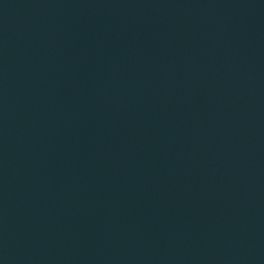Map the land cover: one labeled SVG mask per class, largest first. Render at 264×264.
<instances>
[{
  "label": "water",
  "instance_id": "obj_1",
  "mask_svg": "<svg viewBox=\"0 0 264 264\" xmlns=\"http://www.w3.org/2000/svg\"><path fill=\"white\" fill-rule=\"evenodd\" d=\"M0 264H264V0H0Z\"/></svg>",
  "mask_w": 264,
  "mask_h": 264
}]
</instances>
